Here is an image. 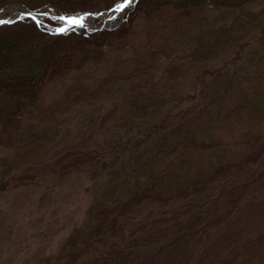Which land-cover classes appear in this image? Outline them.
<instances>
[{"label": "trees", "instance_id": "obj_1", "mask_svg": "<svg viewBox=\"0 0 264 264\" xmlns=\"http://www.w3.org/2000/svg\"><path fill=\"white\" fill-rule=\"evenodd\" d=\"M22 1L43 16L0 24V149L12 151L0 156V194L50 175L94 180L84 219L44 264H198L241 239L237 218L255 215L247 195L264 188V173L253 177L264 164V7L246 10L264 0H135L108 27L101 16L122 0ZM59 16L96 26L59 33ZM79 107L106 132L63 144L60 120ZM54 147L57 159L34 160Z\"/></svg>", "mask_w": 264, "mask_h": 264}, {"label": "rangeland", "instance_id": "obj_2", "mask_svg": "<svg viewBox=\"0 0 264 264\" xmlns=\"http://www.w3.org/2000/svg\"><path fill=\"white\" fill-rule=\"evenodd\" d=\"M34 2L29 4L34 5ZM132 2L133 0L130 3ZM25 4L22 0H9L6 8L0 9V17H5L7 13L11 14L17 10H28L24 7ZM263 7L264 2H258L249 5L246 10L257 11ZM117 13L110 11L107 17L102 15L101 18L105 19L103 26L108 27L115 24L114 21H111V16H116ZM46 14L52 16L50 12ZM37 16L39 19L43 16L40 10L37 11ZM84 17L85 25L89 29L96 26L93 23V16ZM56 20L61 23L60 25L65 23L58 18ZM58 95L59 89L50 90L48 100ZM109 106V103L105 104L100 113L105 112ZM76 109L72 113H67L68 115L65 114L60 120V123L69 126L66 135L63 133L60 135V138L63 139L61 142L70 146L78 142L91 144L99 137V133L106 132L105 126L108 122L102 126L101 120L98 118H93L88 122L83 121L87 109L85 107ZM91 124H93V128H89ZM57 148L59 147H54L46 153H38L33 158L37 161L43 158L45 162H52L53 159L58 158L59 149ZM11 152L9 149L1 148L0 156L10 155ZM42 154H46V156H42ZM30 161L31 159L27 164ZM24 165L25 163L22 162L18 168L22 169ZM59 167L60 165L55 166L56 169ZM263 173L264 164H261L253 177L256 178ZM47 180H49L47 182L49 186L34 183L29 190L24 189L23 192L14 191L0 194V264H44L45 260L54 257L62 240L70 235L73 228L84 219L86 209L93 197L94 180L87 176L68 178V176L61 175L56 177L50 175ZM43 194L44 199L39 200L40 195ZM247 197L251 202L249 204L254 208L255 215L243 219L242 217L237 218L241 222V226L245 228L244 236L230 242L226 240L223 247L216 250V252L219 251L218 257L214 260L213 258L199 260L198 264H209V260L213 261V264H217L226 250L241 245L243 247L237 250L238 255L234 258L236 262L233 264H264V245H259L256 241V237L264 225V188L254 189L251 194L248 193ZM245 202L247 204V200ZM246 208H250V206ZM133 226L138 228L134 224ZM210 231L212 233L208 237L209 242H219V234L214 233L212 229ZM246 238H251L247 240L251 242H247ZM210 239L212 240L210 241Z\"/></svg>", "mask_w": 264, "mask_h": 264}, {"label": "snow or ice", "instance_id": "obj_3", "mask_svg": "<svg viewBox=\"0 0 264 264\" xmlns=\"http://www.w3.org/2000/svg\"><path fill=\"white\" fill-rule=\"evenodd\" d=\"M131 0H122L121 3H116L115 7L112 9L114 12H121L130 4ZM33 20H35V17H32ZM59 20L67 21V26L61 27L57 29V32L64 33L69 30V27L72 26H78L80 28L85 27V17L84 16H71V17H65V16H59ZM11 21H4L0 20V24L10 23Z\"/></svg>", "mask_w": 264, "mask_h": 264}, {"label": "water", "instance_id": "obj_4", "mask_svg": "<svg viewBox=\"0 0 264 264\" xmlns=\"http://www.w3.org/2000/svg\"><path fill=\"white\" fill-rule=\"evenodd\" d=\"M133 1H135V0H133ZM112 9H111V11H112ZM114 13H116V12H114ZM108 14L109 13L105 14V16L107 17ZM11 16H13V17H11ZM24 17H30V18L35 17L36 19L34 21H36L37 23L41 21L38 18L36 11H28V10H17L15 12L11 13V14L6 15L5 17H0V20L11 21L12 22V21H15L17 19H22ZM104 22H105V19L102 20V24H101L102 26H103ZM65 26H67V21L66 20H65V23L62 24L61 27H65ZM85 28L89 29L86 25H85ZM57 29L58 28H56V30Z\"/></svg>", "mask_w": 264, "mask_h": 264}]
</instances>
